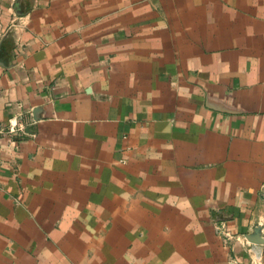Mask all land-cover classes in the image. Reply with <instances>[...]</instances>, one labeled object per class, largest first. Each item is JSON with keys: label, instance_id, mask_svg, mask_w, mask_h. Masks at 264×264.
I'll list each match as a JSON object with an SVG mask.
<instances>
[{"label": "crops", "instance_id": "obj_1", "mask_svg": "<svg viewBox=\"0 0 264 264\" xmlns=\"http://www.w3.org/2000/svg\"><path fill=\"white\" fill-rule=\"evenodd\" d=\"M0 264H264V0H0Z\"/></svg>", "mask_w": 264, "mask_h": 264}, {"label": "built area", "instance_id": "obj_2", "mask_svg": "<svg viewBox=\"0 0 264 264\" xmlns=\"http://www.w3.org/2000/svg\"><path fill=\"white\" fill-rule=\"evenodd\" d=\"M22 131V125L20 122L16 121L14 118H10L6 126L0 124V141L5 135L10 138L17 136L18 133Z\"/></svg>", "mask_w": 264, "mask_h": 264}]
</instances>
